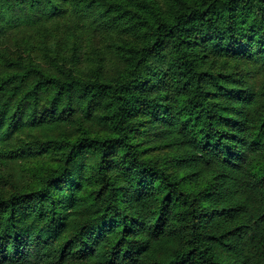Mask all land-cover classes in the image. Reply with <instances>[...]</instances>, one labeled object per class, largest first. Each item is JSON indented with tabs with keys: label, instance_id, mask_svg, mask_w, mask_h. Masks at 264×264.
Wrapping results in <instances>:
<instances>
[{
	"label": "trees",
	"instance_id": "trees-1",
	"mask_svg": "<svg viewBox=\"0 0 264 264\" xmlns=\"http://www.w3.org/2000/svg\"><path fill=\"white\" fill-rule=\"evenodd\" d=\"M0 264H264V0H0Z\"/></svg>",
	"mask_w": 264,
	"mask_h": 264
}]
</instances>
